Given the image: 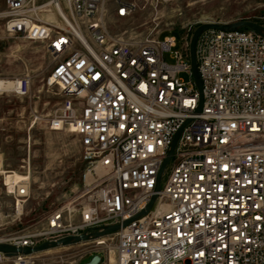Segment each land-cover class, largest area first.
Returning <instances> with one entry per match:
<instances>
[{
    "label": "built area",
    "instance_id": "obj_1",
    "mask_svg": "<svg viewBox=\"0 0 264 264\" xmlns=\"http://www.w3.org/2000/svg\"><path fill=\"white\" fill-rule=\"evenodd\" d=\"M3 1L6 31L42 43L51 59L47 84L62 100L46 126L77 136L84 169L40 226L4 232L0 242L33 247L131 219L101 240L77 243L83 251L59 263L96 253L99 264H264V36L247 27L203 30L199 91L192 29L179 45L175 36L110 30L108 2L116 18H127L135 0ZM14 81L15 88L0 84V93L26 94L29 81ZM26 166V178L9 184L0 154L15 212L29 194L28 159ZM0 264L45 263L0 252Z\"/></svg>",
    "mask_w": 264,
    "mask_h": 264
},
{
    "label": "rangeland",
    "instance_id": "obj_2",
    "mask_svg": "<svg viewBox=\"0 0 264 264\" xmlns=\"http://www.w3.org/2000/svg\"><path fill=\"white\" fill-rule=\"evenodd\" d=\"M135 1L138 7L127 18H116L114 4L108 2L110 30H127L143 38L171 35L179 45L182 31H194L204 22L249 19L264 27V0ZM6 20L4 1L0 0V79H27L29 86L26 94L0 93V154L4 168L21 176L28 159L30 186L23 209L17 214L15 200L5 193L0 177V235L16 228L40 226L44 213L77 186L84 169L77 136L46 126L48 115L62 100L59 87L47 84L53 66L49 55L42 43L8 33ZM82 249L81 245L51 248L38 254V262L60 264L61 256L73 258ZM95 254L84 255L76 264H86Z\"/></svg>",
    "mask_w": 264,
    "mask_h": 264
},
{
    "label": "water",
    "instance_id": "obj_3",
    "mask_svg": "<svg viewBox=\"0 0 264 264\" xmlns=\"http://www.w3.org/2000/svg\"><path fill=\"white\" fill-rule=\"evenodd\" d=\"M240 27L251 28V29L257 31L258 33H260L261 35L264 36V27L262 25H260L259 23H257L256 21L249 20V19L238 20V21L231 22V23L204 22V23H200L199 25H197V27L194 29V31L191 35V38H190V42H189V53H190V63H191V68H192L194 80H195V83H196L199 91H201V80H200V76H199V73L197 70L196 51H195L196 40H197L198 35L200 34L201 31H203L204 29H208V28H214V29H220V30H235V29H238ZM200 106H201V102L199 104L198 110H200ZM187 121L188 120H186L185 123ZM185 123L175 133L173 140L171 142V145L169 147V150L167 152V155L161 164L159 174H158L156 189L159 188L158 180L160 177V173L163 170V168L166 166V164L168 163L170 156L172 155L176 140H177L183 126L185 125ZM154 198H155V196H152L150 202L147 205V208H149L151 206ZM142 212H144V211H142ZM127 222L128 221H125L123 223V225H125ZM118 227H119V225L105 226V228L99 232L82 233L81 235H78L75 237H63V238L58 239L56 241H45V242H43V243H41L35 247H31V248L30 247L18 248V247H14L12 245H9V244L0 243V251L4 252L7 255L8 254H15V253L27 254L30 252L40 251V250H43V249L48 248V247H54L57 245H66V244H70L72 242H78L81 240H86V239H89L90 237L102 236V235L108 234L110 232H113ZM99 259H100V257L98 255H94V256H92L90 261L87 262L86 264H98Z\"/></svg>",
    "mask_w": 264,
    "mask_h": 264
},
{
    "label": "bare ground",
    "instance_id": "obj_4",
    "mask_svg": "<svg viewBox=\"0 0 264 264\" xmlns=\"http://www.w3.org/2000/svg\"><path fill=\"white\" fill-rule=\"evenodd\" d=\"M51 18H52V16H51ZM54 19V18H53ZM209 29V28H208ZM205 30V29H204ZM172 32V31H171ZM170 32V33H171ZM202 32V31H201ZM200 32V33H201ZM192 33H193V31H192ZM192 33H191V35H192ZM161 34V33H160ZM159 34V35H160ZM157 36V35H156ZM167 36H171V35H167ZM173 38H174V36H173ZM191 38V37H190ZM190 42V41H189ZM195 51H196V47H195ZM197 62V61H196ZM192 69V68H191ZM49 77V76H48ZM47 77V78H48ZM194 77V76H193ZM201 80V79H200ZM195 81V80H194ZM0 84L3 86V87H5V88H15L16 87V84H17V82L16 81H9V80H2V79H0ZM200 102H201V99H200ZM200 102H199V104H200ZM200 108H201V106H200ZM55 131V130H54ZM177 141V140H176ZM176 144V143H175ZM175 147V146H174ZM81 148V147H80ZM174 150V149H173ZM164 160V159H163ZM163 162V161H162ZM2 164H3V159H2ZM167 165V164H166ZM161 167V166H160ZM166 167V166H165ZM164 167V168H165ZM3 169H5L4 168V164H3V167H2ZM164 168H163V170H164ZM159 170H160V168H159ZM163 170L161 171V173H160V177H161V175H162V172H163ZM4 179H5V181L7 182V183H9V184H15V183H18L21 179H25L26 177V175H22L21 176V174L22 173H19V172H17V171H15V170H8V171H4ZM158 174H159V171H158ZM158 174H157V179H158ZM160 177H159V180H158V183H159V186H160ZM29 178V177H28ZM156 184H157V181H156ZM155 188H156V186H155ZM159 189V188H158ZM157 190V189H156ZM11 196H12V194H11ZM155 196V198H156V195H154ZM152 198V197H151ZM155 198H154V200H155ZM151 200V199H150ZM154 200H153V202H154ZM150 202V201H149ZM148 202V203H149ZM153 202H152V204H153ZM16 204V207H17V211H16V213L18 214V213H20L21 211H22V209H23V207H22V205H20V202L18 201V202H16L15 203ZM152 204H151V206H152ZM148 205V204H147ZM147 205H146V207H145V209H143L142 211H144V212H142L141 211V213L139 214V215H141V214H144L145 212H147L150 208H151V206L149 207V208H147ZM131 220V219H130ZM130 220H127L128 222L130 221ZM125 222V221H124ZM123 222V223H124ZM127 222V223H128ZM123 223L122 224H113V225H119V227L117 228V229H119L121 226H124L123 225ZM126 223V224H127ZM125 224V225H126ZM107 226H110V225H107ZM105 228V226H103L102 227V229H100V230H94V231H90V232H85V233H94V232H99V231H102L103 229ZM116 229V230H117ZM115 231V230H114ZM113 231V232H114ZM110 233H112V232H110ZM110 233H108V234H110ZM82 234V233H81ZM80 234V235H81ZM108 234H105V235H102V236H98V237H90L89 239H86V240H81V241H78V242H72V243H70V244H66V245H57V246H54V247H48V248H45V249H43V250H40V251H36V252H30V253H27V254H34V256H37L38 257V254H40V252H42V251H46V250H49V249H51V248H56V247H58V246H62V247H65V248H72V247H75V246H78V244L77 243H80V242H86V241H89V240H92V239H98V240H101L102 238H100V237H103V236H106V235H108ZM75 236H78V235H72V236H64V237H75ZM63 238V237H62ZM61 239V238H60ZM54 241H56V240H54ZM0 243H2V242H0ZM5 244H7V243H5ZM41 244V243H40ZM106 244H108V243H106ZM10 245V244H9ZM39 245V244H38ZM110 247V256H111V258L113 257V251H112V243H109L108 244ZM12 246H14V247H18V246H15V245H12ZM37 246V245H36ZM23 247H30V246H21V247H18V248H23ZM33 247H35V246H33ZM31 248V247H30ZM83 250H79L78 251V253H80V252H82ZM1 252V251H0ZM16 254H24V253H15V254H8V255H16ZM27 254H24V255H27ZM7 255V254H6ZM95 255H98L99 257H100V259H99V262H98V264L102 261V257L99 255V254H95ZM76 262L77 261H73L72 263L73 264H76Z\"/></svg>",
    "mask_w": 264,
    "mask_h": 264
}]
</instances>
